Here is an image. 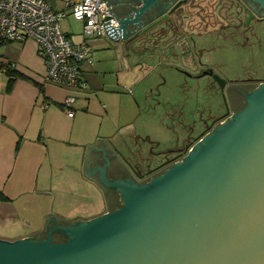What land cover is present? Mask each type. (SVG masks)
<instances>
[{"label":"water","instance_id":"water-1","mask_svg":"<svg viewBox=\"0 0 264 264\" xmlns=\"http://www.w3.org/2000/svg\"><path fill=\"white\" fill-rule=\"evenodd\" d=\"M247 1L264 13L260 9L264 0H256L259 5ZM135 2L143 4L133 6L134 15H116L119 26L105 23L116 42L135 29L127 33L129 23L146 21L139 20L142 10L154 2L158 6L157 0ZM107 9L117 14V7ZM167 40L182 56L184 46L191 48L188 36ZM246 101L183 159L146 181L108 179L106 151L90 144L103 149L106 162L90 169L84 166L85 173L90 176L99 169L101 180L113 190H123L122 203L65 224L56 216L47 217L46 226L51 218L54 224L46 236L0 237V264H264V82L249 92ZM55 230L67 238L53 240Z\"/></svg>","mask_w":264,"mask_h":264},{"label":"crops","instance_id":"crops-1","mask_svg":"<svg viewBox=\"0 0 264 264\" xmlns=\"http://www.w3.org/2000/svg\"><path fill=\"white\" fill-rule=\"evenodd\" d=\"M65 1L52 0L59 8ZM112 40L108 36L90 40L92 60L80 66L87 87L72 89L47 79L46 63L36 40L0 42V62L15 71L13 78L0 72V237L41 236L54 224L51 218L46 226L47 217L56 216L57 222L65 224L90 219L122 203L123 190H113L101 180L99 169L91 172V177L85 173V167L106 162L104 149L109 158L104 175L112 180L129 177L127 153L120 151L109 131H103L110 126L105 123L122 126L130 122L123 119L121 104L126 93L121 89L122 80L108 77L115 69L105 67L113 63L125 69L122 52L129 43L114 41L118 46L114 47ZM70 93L76 96L74 114H69L63 104ZM118 93L119 100L115 96ZM74 182L100 191L101 196L93 200L75 195ZM68 191L75 200L71 207L63 208L59 198L63 202Z\"/></svg>","mask_w":264,"mask_h":264},{"label":"rangeland","instance_id":"rangeland-1","mask_svg":"<svg viewBox=\"0 0 264 264\" xmlns=\"http://www.w3.org/2000/svg\"><path fill=\"white\" fill-rule=\"evenodd\" d=\"M68 18L70 21H62L63 28L71 30L74 38L83 37L82 22L71 15ZM250 25L253 31L249 39L233 24L217 30L210 27L203 33L194 29L190 37L196 57L203 62L199 69L185 64L179 55L164 59L163 48L142 50L132 43L122 52L125 69L107 63L106 68L115 69L108 77L122 80L121 89L126 93L121 104L123 119L130 122L122 126L105 123L110 126L103 131H109L120 151L127 153L128 165L139 163L146 168L149 163L155 164L165 152L198 136L215 117L227 115L232 107L228 92L231 84L255 89L264 82V18L253 16ZM114 41L111 46L115 47ZM168 51L169 48L166 53L172 54ZM206 65L222 78L234 81L222 87L213 75L202 73ZM115 96L117 100L121 98L119 93ZM70 192L63 202L59 198L61 207H71L75 197ZM73 193L93 200L101 194L78 182H74ZM48 201L52 202V198L48 197Z\"/></svg>","mask_w":264,"mask_h":264},{"label":"flooded vegetation","instance_id":"flooded-vegetation-1","mask_svg":"<svg viewBox=\"0 0 264 264\" xmlns=\"http://www.w3.org/2000/svg\"><path fill=\"white\" fill-rule=\"evenodd\" d=\"M135 1L137 0H121L109 4L117 7V14L113 13L115 17L117 15L120 18H123L130 12V17L134 15V7L135 9H138V7L143 4V2L138 4V2ZM168 2L169 5L165 8V4ZM250 2L255 3L256 5L260 4V2L256 0H250ZM120 3L122 4L121 6L118 5ZM157 3L162 11L159 12L160 10L156 2L147 7V10H142L139 20L144 19L146 21H133L132 24L129 23L126 32L129 33L130 30L133 28L135 29L129 34L126 33L128 38L124 39V41L120 44L132 43L133 46L142 50L149 48L150 50L155 49L156 51L157 48H160L161 50L163 48L164 50H162V53L164 55V59H168L169 57L176 58L179 55L185 64H190L192 65L191 67H196L198 69L202 66L201 63L203 62L201 58L198 59L196 57L192 46L193 42L190 36H193L194 29H198L199 32L203 33L210 31V27L217 30L218 28L228 27V25L230 26V24H233L235 29L240 28L243 35L249 39L251 36V33L249 32L253 31V28L250 25V21L253 16L264 18V13H258L247 0H157ZM121 8L127 12L120 11ZM260 9L264 11V5H261ZM253 11L256 13H253ZM148 13L151 16L155 15L150 18ZM118 21L120 25V20L118 19ZM140 22L141 25L138 26ZM176 35L178 38L181 36H188L190 39L189 42L191 44V48L189 46L183 47L185 49L184 51H186L184 56H182L178 49L176 50V46H174L175 43L172 45L174 50L168 46V37H174ZM167 48H169L168 52H172V54L166 53ZM202 68L204 69L202 73L213 75L220 82L222 87H225L229 81H234L229 79L226 80L221 76H217L214 69L210 65L203 66ZM222 82H224V85ZM251 90H253V86H233V84H231L228 87V92L232 107L227 115L215 117L213 123L206 126V129H204L198 136L189 139L187 144L182 147L165 152L155 164L149 163L146 168H143L139 163L133 164V167L128 165L126 168L127 176L137 180L138 182L146 181L154 175L163 172L167 166L183 159L198 140L203 138L207 133L213 132L217 127H221V125L227 121L229 115L239 111L247 103V95ZM47 233L48 230L41 236H46ZM52 238L53 240H64L67 238V235L61 230H55L52 234Z\"/></svg>","mask_w":264,"mask_h":264},{"label":"built area","instance_id":"built-area-1","mask_svg":"<svg viewBox=\"0 0 264 264\" xmlns=\"http://www.w3.org/2000/svg\"><path fill=\"white\" fill-rule=\"evenodd\" d=\"M107 0H66L64 7H56L52 0H0V42L36 40L38 52L46 63L48 80L66 88H86L87 81L80 74V66L92 60L90 40L112 36L105 23L118 26L119 21L107 9ZM71 15L82 22V40L73 38L62 21ZM118 42L122 43V40ZM7 67L0 62V72ZM76 96L67 94L63 104L74 114Z\"/></svg>","mask_w":264,"mask_h":264},{"label":"trees","instance_id":"trees-1","mask_svg":"<svg viewBox=\"0 0 264 264\" xmlns=\"http://www.w3.org/2000/svg\"><path fill=\"white\" fill-rule=\"evenodd\" d=\"M4 71L9 73L11 76L15 73V71L13 70V67H11L9 64H7V67L5 68ZM12 78H13V76H12ZM0 198H2V195H0Z\"/></svg>","mask_w":264,"mask_h":264}]
</instances>
